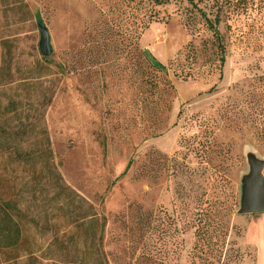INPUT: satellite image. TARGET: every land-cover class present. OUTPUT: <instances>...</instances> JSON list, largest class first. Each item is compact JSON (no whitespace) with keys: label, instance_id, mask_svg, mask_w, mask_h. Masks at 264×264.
Segmentation results:
<instances>
[{"label":"rangeland","instance_id":"1","mask_svg":"<svg viewBox=\"0 0 264 264\" xmlns=\"http://www.w3.org/2000/svg\"><path fill=\"white\" fill-rule=\"evenodd\" d=\"M0 98L60 177L0 264H264V212H239L248 157L264 163V0H0ZM223 202L222 252L194 251L196 213L216 224Z\"/></svg>","mask_w":264,"mask_h":264},{"label":"trees","instance_id":"2","mask_svg":"<svg viewBox=\"0 0 264 264\" xmlns=\"http://www.w3.org/2000/svg\"><path fill=\"white\" fill-rule=\"evenodd\" d=\"M156 4H166L169 0H153ZM209 26L213 30L214 35L218 36V30L215 28L217 20L211 21L202 14ZM146 25L141 23L138 28H144ZM218 48L220 50V66L224 62V45L221 41L218 42ZM140 56H144L139 54ZM147 64L154 67L148 59L144 56ZM163 67V65H161ZM160 72V70L157 69ZM184 70H181L182 73ZM14 100L10 99L7 104L2 98H0V257H4L3 260L6 261V256L8 254L11 256V252L17 254L18 251L23 248L27 237V231L29 230L28 223L35 226L34 218L31 216V212L36 204H49L52 199H46V196L39 194L38 187L42 174L46 175L48 180L51 181L55 178L54 183L60 180L56 171H52L49 166H42L46 164V159H48L52 154L48 146V141L40 144L39 147L34 148L33 144L25 147V143L16 138V136L21 135L20 132L13 130L10 126V121L16 116H19ZM24 132L33 130L30 125L22 128ZM131 161H129L122 172V174L127 170ZM22 166L21 170L24 171L29 177L26 181H20L21 187L15 188V183L17 178L14 180L10 179L7 175V169L12 166ZM44 169L47 172H44ZM14 170V169H13ZM62 191H58L54 195V199L61 194ZM26 201L27 205L23 206L22 202ZM45 205L41 207L44 208ZM38 207V206H36ZM35 207V208H36ZM222 208V207H221ZM43 210V209H42ZM30 212V213H29ZM233 206L232 204H226L223 202V208L218 211L219 220L214 223L213 217L217 214L209 213L208 208H201L198 213H196V229H195V243L194 251L203 252L204 246L210 248L211 250L220 254L224 248V241L229 233L228 218L232 215ZM215 224V225H214ZM102 233V228L100 230ZM213 238H215L214 242ZM29 254L30 250H26ZM15 258V257H12ZM105 264V263H104Z\"/></svg>","mask_w":264,"mask_h":264},{"label":"water","instance_id":"3","mask_svg":"<svg viewBox=\"0 0 264 264\" xmlns=\"http://www.w3.org/2000/svg\"><path fill=\"white\" fill-rule=\"evenodd\" d=\"M40 34L39 49L42 55H49V34L46 26L38 22ZM249 171L242 178L240 213L264 212V163L248 157Z\"/></svg>","mask_w":264,"mask_h":264}]
</instances>
